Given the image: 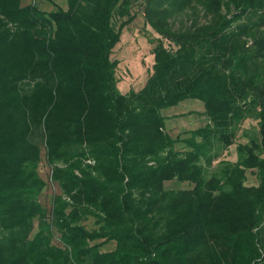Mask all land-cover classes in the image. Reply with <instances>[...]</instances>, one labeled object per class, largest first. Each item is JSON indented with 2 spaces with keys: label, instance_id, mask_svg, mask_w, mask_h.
Listing matches in <instances>:
<instances>
[{
  "label": "trees",
  "instance_id": "obj_1",
  "mask_svg": "<svg viewBox=\"0 0 264 264\" xmlns=\"http://www.w3.org/2000/svg\"><path fill=\"white\" fill-rule=\"evenodd\" d=\"M67 2L0 0V264H264V0ZM134 5L157 44L123 94L111 56ZM189 99L208 123L173 138L164 110Z\"/></svg>",
  "mask_w": 264,
  "mask_h": 264
},
{
  "label": "rangeland",
  "instance_id": "obj_2",
  "mask_svg": "<svg viewBox=\"0 0 264 264\" xmlns=\"http://www.w3.org/2000/svg\"><path fill=\"white\" fill-rule=\"evenodd\" d=\"M33 3L38 4L40 9L47 13L57 10L59 7L64 10L68 7L67 0H23V4L26 6ZM132 13L136 16V19L133 23L125 27L122 32L121 41L113 50L111 56L112 60L118 62L116 78L118 81V89L123 94L131 91L138 92L146 85L153 72L154 55L152 51L157 44V42H151L156 41L157 35L146 25L142 13V7L140 5H134ZM255 19L259 20L258 17H255ZM166 44L169 46L168 43ZM164 111V116L167 118L166 128L173 138H176L179 135L186 137L184 132L198 129L208 123V119L204 115V104L198 100L189 99L180 103L176 107ZM258 129V122L256 120H246L240 126L236 143L223 153L221 159L235 162L237 160V146L248 142L249 136L258 134ZM40 173L47 181V189L41 196V202L49 213L53 207L54 197L59 193V190L57 185L51 181V168L45 161H43L40 166ZM247 176V185L258 184V180L254 173L249 171ZM166 187L170 189H184L187 188L188 185L174 182L167 183ZM84 225L87 229L97 227L95 220L92 218L84 222ZM37 228L38 222L35 223L36 231L38 230ZM54 241L56 244H61L58 235H56ZM114 247V243H109L102 248V251L113 250Z\"/></svg>",
  "mask_w": 264,
  "mask_h": 264
},
{
  "label": "crops",
  "instance_id": "obj_3",
  "mask_svg": "<svg viewBox=\"0 0 264 264\" xmlns=\"http://www.w3.org/2000/svg\"><path fill=\"white\" fill-rule=\"evenodd\" d=\"M37 2V1H36Z\"/></svg>",
  "mask_w": 264,
  "mask_h": 264
}]
</instances>
